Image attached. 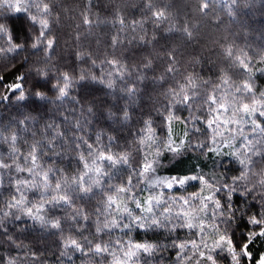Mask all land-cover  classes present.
<instances>
[{
    "label": "trees",
    "instance_id": "1",
    "mask_svg": "<svg viewBox=\"0 0 264 264\" xmlns=\"http://www.w3.org/2000/svg\"><path fill=\"white\" fill-rule=\"evenodd\" d=\"M16 3L17 0H11ZM29 0H19V3L26 4ZM39 2V0H37ZM48 3L53 10L56 19L49 17L51 32L46 33L54 39L53 48L47 53L43 50H36L30 47L32 37L38 35V25L33 26L28 16L23 12H15L13 9L0 7V13L4 14V19L0 23H7L12 30L16 43L24 45L23 51H16L7 54H0V93L5 91V85L16 82V77L23 74L25 81V91L32 89L34 84L39 83L44 89L48 90V95L55 99L56 91L51 88L58 82V78L67 73L75 83L70 88V96L76 97L79 101L74 102L66 99L62 103L44 104L41 102L40 113L33 111L36 106L34 100L16 104L14 95L9 97V101L0 104V126L8 125L15 119H23L25 115H33L39 119V123L33 122L28 125V131H23L15 124L12 131L18 133L16 147L22 154H27L29 144L33 142V135L37 140H53V131L45 130L46 123H55L59 126L58 131L63 133V146L60 139L53 140L56 150L63 151L66 156L63 159L57 158L48 152L41 160V163L53 168H61L68 175H73L75 169L79 167L75 156L77 155L73 145V136H83L88 143L95 147L96 135L103 133L101 140L104 144L108 143V136L115 137V143L110 146L112 154L128 153L130 164L133 168L139 166L141 152L143 149L138 147L136 137L138 129L144 125L142 120L149 116L153 121L152 127L160 137L166 136L167 127L164 116L166 112H157V109L163 110L167 103L164 93L169 88H177L178 85L185 83V77L189 74L199 75L204 81H211V84H201L197 80L199 91L197 99L191 102V108L186 105H176L173 109L175 116L179 120H173L171 123L174 137L182 136L185 129H188V138L193 143L204 142L211 147L212 129H209L206 121L211 118L208 109L218 107L220 103L224 104L229 111H220L218 118L220 126L217 129V140L226 138L234 147L225 151H235L244 143L243 137L247 136L252 140L253 145L259 153L264 154V137L252 132L251 124L244 123L246 116L240 111L242 105L247 103L250 106L253 100H260L261 93L264 92V0H237V6L234 8L235 17L227 14L224 6L225 0H216L214 7L203 15L198 11L197 0H153L157 8L164 4L170 5L167 9L171 13L170 20L158 25L150 19L151 13L146 8V0H43ZM31 15H36L35 8L30 9ZM85 18L91 21V25L84 23ZM123 18L124 26L118 22ZM132 21H144L143 31L140 28L133 30L130 27ZM174 25V31L167 29ZM188 27L193 31L195 39L189 41L181 31ZM144 36L145 40L151 43H145L139 40ZM115 37L118 41L117 46L113 47L112 41ZM225 45L232 46L238 55L248 58L249 67L252 68L251 78L249 74L239 65H231L229 59L221 54V47ZM0 47H7V44L0 40ZM176 57L177 71L174 75H168L166 69L171 63L169 53ZM120 61L131 73V77H125L124 81L116 80L117 88L122 89L126 84L131 85L137 73L146 77V79L136 85L140 89L137 95L136 103L129 107L131 119L122 122L119 119L108 117L107 112L110 109L117 117L120 116V109L126 103V97L123 93L117 92L114 96L108 95V89L103 85L97 84L90 77H107L109 73L114 72L107 60ZM150 60L151 67L144 68L146 61ZM199 63H196V61ZM94 62V63H93ZM37 69L47 73L46 78L37 75ZM123 70V69H121ZM225 75L229 83L224 86L222 91L215 93L217 104L211 105L207 97L213 91V87L219 83L221 75ZM88 77L81 80L80 77ZM164 76L163 81L153 83L155 78ZM115 78V77H113ZM245 81L250 83L253 88V94L237 92ZM62 83V81H61ZM18 94V93H17ZM191 95V92L188 93ZM224 96L223 101L219 100ZM93 107L94 115L89 116L86 109ZM236 109L235 116L231 109ZM264 110V109H261ZM103 111V115L101 112ZM64 117L68 119L65 120ZM191 117V119H190ZM88 120L84 131L81 132L73 126L74 121ZM199 118V119H196ZM257 123L264 126V118L257 115ZM229 120L227 125L223 121ZM195 129H199L196 131ZM42 131L44 134L42 135ZM223 133V137L219 135ZM5 132V135H9ZM79 143V141H76ZM81 149L84 145H80ZM47 151V149H45ZM88 158V153L84 151ZM51 157V158H50ZM0 158L4 163H11L9 159V145L0 143ZM246 158V157H241ZM171 156L165 153L162 157L163 168L157 170L161 176L171 175H189L203 172L205 179L211 182V177L217 180L236 177L241 174L242 166L231 157H216L213 153H204L202 150H190L182 157L169 163ZM252 167L248 175V186H258V180L264 179V155L253 156ZM231 161V162H230ZM21 166H28L23 159L17 161ZM102 167L115 175L112 184L119 185L128 176L126 167L117 166V169H109L105 163ZM59 175V173H56ZM26 174H17L11 172V180L25 177ZM107 183V177H105ZM135 183V177L133 178ZM230 182V180H229ZM250 182V183H249ZM55 183V181H53ZM143 187V182H141ZM202 185L198 181H191L183 187H176L173 194L180 197L198 193ZM141 196L149 195V192H140V188L134 189ZM12 185L8 181L5 186L0 188V208H3L4 201L10 198ZM221 203H224L222 194H217ZM35 193H28V199H36ZM101 199L96 196L87 201H77L76 207L83 208L89 215V221L82 227L85 229L83 235L78 231L70 230L71 222L65 223L62 219V227L65 229L63 235H71L78 241L85 237L95 244L98 240L103 242L114 241L120 238L123 241L128 239L134 242L160 241L168 247L161 250L154 257L140 256L138 264H196V257H190L184 261H178V249L171 247V242L177 244H186L185 253L193 250L191 245L198 240V230L177 229L171 235L165 236L160 233H145L143 230L134 231L128 235L119 230H114L111 234H95L93 209L98 206L97 202ZM234 207L243 209V215L237 213V220L229 230L234 243L243 240L244 233L255 230L259 227L248 223V217L255 215L259 219L261 205L257 197L253 200L248 197V202L240 195H234L232 200ZM195 206V205H194ZM129 207H134L129 204ZM71 209L65 211L50 212L49 215L61 216L71 215ZM138 211V210H137ZM178 211V210H177ZM218 222V221H217ZM7 233L13 238V242L7 240V235L0 230V264H5L9 259H15L16 264H69L68 257H61L62 243L59 234L41 231L38 226L27 217L20 220H14L11 217L5 221ZM54 232V230H53ZM253 252V259H258L259 254L264 253V241L257 239L250 246ZM119 255V252H117ZM72 264H111L110 256H84L77 252L74 255L70 253ZM223 263L230 264V257L224 253Z\"/></svg>",
    "mask_w": 264,
    "mask_h": 264
},
{
    "label": "snow or ice",
    "instance_id": "2",
    "mask_svg": "<svg viewBox=\"0 0 264 264\" xmlns=\"http://www.w3.org/2000/svg\"><path fill=\"white\" fill-rule=\"evenodd\" d=\"M89 2L91 3V0ZM161 2L163 3V0ZM197 4L198 11L203 15H207L208 11L211 10L210 6H215L216 0H197ZM224 6L229 16H236L234 8L237 6V0H225ZM0 7L13 9L17 13L23 12L28 16L34 27L38 25L39 34L32 37L31 48L43 50L46 53L53 48L55 41L46 33L50 34L51 32L49 17L56 19V16L48 3H44L43 0H39V2L37 0H29L28 3L21 4L19 0L16 3H12L11 0H0ZM169 7L170 5L165 3L163 7L157 8L153 0H146V8L151 13L150 19L156 25L170 20L171 13L167 11ZM31 8H35L36 15L30 14ZM3 19L4 14L0 13V20ZM118 22L121 27L124 26L123 18H119ZM84 23L91 25L92 22L85 18ZM143 23L144 21H132L130 22V27L133 30L139 27L143 31ZM167 30L174 31V25ZM181 31L189 41L195 39L193 31L188 27H184ZM151 39H155V37ZM151 39L145 40L144 36L139 37V40L145 43H151ZM0 40L7 44L6 48L0 47V54L24 50L23 44L15 42L12 30L7 23H0ZM117 43V39L113 37V47H116ZM221 54L229 59L231 65H239L249 74V79L251 78L252 68L249 67L246 56L238 55L236 50L230 45L222 46ZM168 55L171 63L168 65L166 73L174 75L177 71L175 66L176 57L171 52ZM106 63L114 69V72L109 73L107 77L92 76L90 79L108 89V95L114 96L117 92L123 93L124 97H126V103L120 109V116L117 117L110 109L107 115L110 118L127 122L132 118L128 109L136 103L137 95L140 92L136 85L142 83L146 77L137 73L136 79L131 85L126 84L124 88L118 89L116 80L123 82L126 76L131 77V73L118 60H107ZM151 63L150 60L146 61L144 68H150ZM196 63H199V61L197 60ZM259 71L264 72V69H259ZM37 75L46 78L47 73L37 69ZM86 78L88 77H80L81 80ZM163 80L164 76H160L155 78L153 83ZM197 80H200L201 84H211V81L202 80L198 74H189L185 77L183 85H178L177 88H169L164 93L167 103L164 105L163 110L157 109V112H161V114L163 112L167 113L164 116L167 127L166 136L160 137L156 133L152 127L153 121L150 116L148 119L142 120L144 126L137 130L136 141L138 147L143 149V151L141 152L139 166L136 168H133L130 164L128 153H111L110 146L115 143V137L108 136V143L104 144L101 140L103 133H98L95 138V147L93 144L88 143L83 136H73L72 147L77 153L75 159L79 167L75 169L73 175H68L61 168H53L41 163L42 158L48 152L60 159L66 156L65 152H58L53 143V140L58 138L63 146L64 139L63 133L58 131L59 126L54 122L46 123L45 125V130L53 131V140H37L35 139V133H32L34 137L32 143L29 144L27 141H23L29 149L27 154H22L16 147L18 139L22 138L18 137L16 131H12V126L15 124L21 130L28 131L29 124L33 122L39 123V119L43 117L40 116L38 119L36 116L29 114L25 115L23 119H15L8 125L0 126V143L9 145V159L11 160V163H4L3 159L0 158V188L5 186L6 181L12 185L10 198L6 199L3 208H0V230L7 235V240L13 242L12 236L7 233L5 221L9 217L14 220L27 217L41 231L60 235L62 243L60 256L68 257L69 264H72L70 253L74 255L77 252L84 256H110L111 264H138L141 255L154 257L161 250L168 247V245L160 241L151 242L145 240L144 242H134L131 239L123 241L120 238L108 242L98 240L93 244L86 237L82 241H78L71 235H63L65 229L62 227V219L65 223L71 222L70 230L78 231L83 235L85 229L82 225L88 222L90 218L82 207L77 208L75 205L77 201H87L100 196L101 199L97 202L98 206L93 209L95 234L97 235L101 233L111 234L114 230H119L124 235L143 230L145 233L163 232L165 236L175 233L177 229H196L200 233L211 231V243L204 239L203 236L200 244L192 243V249L195 250L196 264H200L201 259L206 261L207 264H217L216 257L222 253H227L228 257H230V264H264V254H259L258 259L254 260L253 252L250 250V246L257 239L264 241V204L261 205L259 219L255 215L248 217V223L259 227V231L252 230L244 233L245 238L238 242V246L237 243H234L229 231L238 218L237 213L244 214L243 209L233 206L234 195L243 196L246 203L249 196L253 200L258 197L260 201H264V179L258 180V186L254 184L249 187L248 183H245L248 181V175L252 167L251 158L264 154L257 151L256 146L253 145L252 140L247 136L243 137L244 143L240 145L239 149L235 151L224 150L225 146L228 149H232L234 145L226 138L217 140V129L220 126L218 115L221 110L229 111L228 108L224 107L223 103H220L218 107H210L208 109L211 118L206 121V124L213 131V135L210 138L211 147H208L204 142L193 143L188 138V129H185L182 136H173L171 123L173 120H179V117L175 116L173 109H175L176 105H186L191 108V102L197 99V92L199 91ZM0 81H3V76H0ZM21 81H25L23 74L16 77V82L5 85V91L0 93V104L8 102L9 97L13 95L16 104L34 100L36 106L33 111L39 114L41 102L45 105L56 103L57 101L62 103L66 99H71L76 103L79 102L76 97L70 96V88L75 81L67 73L59 77L56 84L51 85V88L56 91L55 99L50 97L48 90L44 89L39 83L34 84L32 89L26 93L25 84L21 83ZM228 83V79L222 74L219 78V83L213 87L212 93L207 97V101L211 105L217 104L215 93L222 91L223 87L227 86ZM236 91L242 94H253L252 85L247 81L237 88ZM189 92H191V95L188 94ZM260 95V100H253L251 106L247 103L243 104L240 111L247 117L244 123L251 124L252 132L264 137V126L258 124L255 119L257 115L264 118V110H261L264 109V92ZM224 99V96L219 97L220 101ZM84 110L87 111L89 116L94 115L92 106H88ZM231 111L232 115L235 116L236 109L234 106ZM103 114L102 111L101 115ZM64 119L67 120L68 118L64 117ZM230 122L234 121L225 120L223 124L227 125ZM87 123L88 120L85 118L83 121H74L73 126L83 132ZM195 130L199 131V129ZM5 132L10 134L5 135ZM43 134L44 132L42 131ZM219 135L223 137V133H219ZM76 141H79V143H76ZM81 144L84 145L83 149L80 147ZM197 149L202 150L205 154L211 152L216 157H231L232 160L242 166L241 174L236 177H230L227 180L223 178L217 180L213 176L210 178L211 182L205 179L203 172L182 176H161L158 174L157 170L164 167L162 157L165 153L171 156L169 163H172L186 152ZM84 151L88 153V158L85 157ZM20 159H23L28 166H21L17 162ZM105 163L109 169H117V174H119L117 166L126 167L129 173L127 178L119 185L112 184L111 181L115 179V175L102 167ZM12 171L17 174L24 173L26 176L12 181ZM56 173H59V175H56ZM105 177H107V183L105 182ZM134 177L135 183L133 182ZM190 181H198L202 185L198 193L189 197L169 196L165 199V189H173L176 186L183 187ZM141 182H143V187H141ZM137 188H140L141 193L149 192V195L141 196L134 191ZM205 190H207V194H204ZM28 193H35L37 198L29 200ZM217 194L223 195L224 203H221ZM129 204L134 207H129ZM209 204H211V209H209ZM174 205L179 208V211H173ZM68 209L72 210L71 215H65L64 217L49 215L50 212L57 210L66 212ZM205 219H211L212 223L206 225L204 223ZM171 247L179 250L177 254L178 261H184L189 258L185 253L186 244H177L172 241ZM117 252H119V255ZM5 264H16V260L9 258Z\"/></svg>",
    "mask_w": 264,
    "mask_h": 264
},
{
    "label": "rangeland",
    "instance_id": "3",
    "mask_svg": "<svg viewBox=\"0 0 264 264\" xmlns=\"http://www.w3.org/2000/svg\"><path fill=\"white\" fill-rule=\"evenodd\" d=\"M173 133V136H174V132H172ZM191 182V181H190ZM190 182L188 183V184H190ZM187 185V184H186ZM185 186V185H184ZM176 187H180V186H176ZM176 187H174L173 189H165L164 190V195H165V199H167V197H169V196H173V197H180V196H176L175 194H173L174 192H173V190L176 188ZM204 194H207V190H205V193ZM190 195H187V196H185V197H189ZM209 209H211V204H209ZM179 211V208L177 207V206H173V211L175 212V211ZM204 223L207 225V224H211L212 223V220L211 219H205V221H204ZM204 237V239H206L209 243H211V236H212V233H211V231H208V232H206V233H200L199 231H198V240L195 242L196 244H200V240H201V237ZM191 247H192V245H191ZM217 251H219V250H217ZM195 250L193 249V250H190V251H187V255L188 256H190V257H196L195 256ZM264 254V253H263ZM224 257V253H222V254H220V255H217V257H216V259H217V264H221V263H223V261H222V258ZM200 264H207V262L206 261H204V260H200Z\"/></svg>",
    "mask_w": 264,
    "mask_h": 264
}]
</instances>
